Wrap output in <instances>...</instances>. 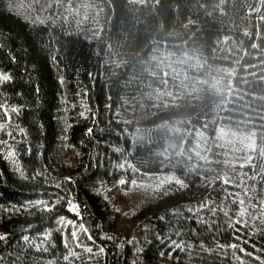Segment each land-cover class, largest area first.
Returning <instances> with one entry per match:
<instances>
[{
  "label": "trees",
  "instance_id": "16d2710c",
  "mask_svg": "<svg viewBox=\"0 0 264 264\" xmlns=\"http://www.w3.org/2000/svg\"><path fill=\"white\" fill-rule=\"evenodd\" d=\"M0 44V264H264V0H0Z\"/></svg>",
  "mask_w": 264,
  "mask_h": 264
},
{
  "label": "snow or ice",
  "instance_id": "6c2138e0",
  "mask_svg": "<svg viewBox=\"0 0 264 264\" xmlns=\"http://www.w3.org/2000/svg\"><path fill=\"white\" fill-rule=\"evenodd\" d=\"M9 10L11 11V8ZM40 22L43 23V21H40ZM4 46L5 45L0 44V48H3ZM11 60H12L13 63L17 62L16 56L13 55L11 57ZM14 75L15 74L10 69H8V70H0V85L5 84L6 82H12L14 80ZM63 81H64V77L61 76L60 77V82L63 83ZM38 91H39V89H37V92ZM20 94L21 93H17V95H20ZM2 107H4V106L3 105H0V108H2ZM7 111H8V109L5 108V113L6 114H7ZM11 111L12 112H16V111H18V108L16 106H12ZM80 115L83 116L84 113L81 112ZM2 127H3V125H0V128H2ZM19 131L21 133H23L25 131V129L24 128H20ZM88 131L91 132L92 129H88ZM64 139L65 140L67 139V136L66 135L64 136ZM14 155H15V153H13L12 151H9L8 152V157H12ZM15 163H18V162H15ZM241 166H243V165H241ZM119 167L123 168L124 167V164L123 163L120 164ZM198 167L199 166L197 164H192L190 167L187 166V165H185V172L187 173L189 170H191V171L194 172V171H196V169ZM16 171L19 172L22 177L24 176V172L21 171L19 168H17ZM37 175H39V173H37ZM218 178L219 179H223L226 183H230L231 182V181L227 180L225 177H218ZM65 179L68 180V181H71L72 180V177L71 176H68V177H65ZM158 179H159V183L148 185V187H151L152 189H160L166 182H169V181H175V184L176 185H180L181 187H184L185 186V181L183 179H180L177 176L172 175V174H168L167 176H165L163 178H158ZM200 179L203 182V181H206L208 178L207 177H204L203 175H201ZM117 183L118 184L125 183L123 177H121V179H119L117 181ZM141 183H143V182H141ZM132 184L133 185H136L137 184V181L135 179L132 180ZM209 186H211V185H209ZM252 187L255 188V185L253 184ZM94 191L97 192V193H99L101 191V188H95ZM70 195H71V193H69V196ZM237 196H239V193H237ZM57 199H60V198H57ZM55 203H56V201H53L52 203H49L48 201H45L43 199L26 200L24 202V204L26 206H29V207H31L33 205L40 206V207H42V209L44 211H49V210L53 209ZM212 203H213L212 200L205 199L204 202L199 203L198 207L200 209H207L209 207V205H211ZM248 203L252 207H255V205H252L251 200H249ZM240 205H241V207H240L239 211L236 214L237 216L242 215L246 211V209L243 207L244 200H242V199L240 200ZM66 207H67V209L70 212L74 213L77 217H80L81 216V213L79 211V206L76 203H74L71 199H69ZM261 207L264 208V203L261 204ZM172 211L173 212H178V209L173 208ZM189 211H197V209L190 208ZM209 211L210 212H215L216 209L215 208H211ZM225 214L227 215V213H225ZM160 219L161 220H164L165 217L164 216H161ZM253 219H255V217H253ZM56 220L58 221V224H60V225L66 226L68 223H72L73 225H75V221L74 220L73 221H68V220H66V217L64 215H57L56 216ZM29 227H31V225ZM79 230H81L83 233H85L87 235L88 240H92L93 239L92 234L85 227L84 223H80L79 224ZM175 234L177 236H180L181 235V231H176ZM42 235H44V237L47 238V236L49 235L48 230L45 229V231H44V233H42ZM7 236H8V233H6V232L5 233H0V241L6 240ZM71 238H72V240L77 241L78 233H77V229L75 227H73V230H72V233H71ZM101 238L102 239L105 238L103 236V234H102ZM107 238L108 239H112V237H107ZM157 238H159V237H157ZM21 239L24 242H26V243H31L28 235H23L21 237ZM131 242L132 241H129V243H131ZM172 243L175 244V241H173ZM184 244H185V242L184 241H181V243L179 245H177V247H182ZM78 246H80V245L78 244ZM186 246H187L188 249H194V244L191 243V242H188ZM228 246L229 247H232V248H235L236 247L235 244H231V245H228ZM36 247L39 248V245H37ZM65 247H67V241H65ZM200 247H201V249H204L205 248V241L203 239L200 240ZM206 250H207L208 253H211L212 252V248L211 247H208ZM86 251L89 252V253H91L93 251V249L91 247H86ZM99 251L100 252H103L104 251V248L103 247L99 248ZM139 251H143V249H140ZM240 251L241 252H244L245 249L241 248ZM75 255H77V254L74 253V252H72L69 249V255L64 256L63 259L65 261H67L69 259V256H75ZM257 259H259V258L257 257ZM133 264H135V261L133 262ZM240 264H243V259L242 258L240 259Z\"/></svg>",
  "mask_w": 264,
  "mask_h": 264
},
{
  "label": "rangeland",
  "instance_id": "374dc122",
  "mask_svg": "<svg viewBox=\"0 0 264 264\" xmlns=\"http://www.w3.org/2000/svg\"><path fill=\"white\" fill-rule=\"evenodd\" d=\"M216 138L224 143H231L232 146L235 145L233 142H239L247 149L253 145V134L247 131L220 129L217 132Z\"/></svg>",
  "mask_w": 264,
  "mask_h": 264
}]
</instances>
